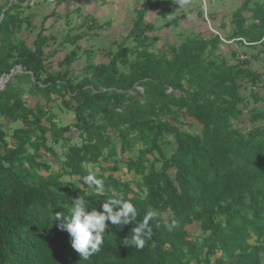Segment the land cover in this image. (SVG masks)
<instances>
[{
  "label": "trees",
  "instance_id": "obj_1",
  "mask_svg": "<svg viewBox=\"0 0 264 264\" xmlns=\"http://www.w3.org/2000/svg\"><path fill=\"white\" fill-rule=\"evenodd\" d=\"M162 2L144 0L126 37L134 44L122 42L106 62L86 51L80 74L72 66L78 47L52 70L45 19L31 43L20 37L37 28L24 14L29 0H0V79L21 69L0 89V120L11 123L0 121V264H264L263 74L247 51L264 46V0H239L229 32L220 24L222 33L154 52L158 37L147 34L144 15L156 8L167 16L172 8ZM91 20L88 28L100 26ZM54 107L73 122L60 125ZM119 156H127L128 179L115 175ZM89 173L103 179V193L82 187ZM113 192L136 205L137 221L158 213L152 238L137 250L125 241L134 224L110 225L101 250L82 260L52 213L69 214L79 196L99 209Z\"/></svg>",
  "mask_w": 264,
  "mask_h": 264
},
{
  "label": "rangeland",
  "instance_id": "obj_2",
  "mask_svg": "<svg viewBox=\"0 0 264 264\" xmlns=\"http://www.w3.org/2000/svg\"><path fill=\"white\" fill-rule=\"evenodd\" d=\"M35 1L29 0L31 7L24 14H28L33 18L37 28L33 31L23 29L19 34L20 37L25 38L27 43H31L40 24L45 19L44 33L53 36L49 41V46L46 48V50H54L53 55L47 58L53 66L52 70L58 69L56 64L58 59H61L72 48L78 47V58L72 66L76 69L75 73L80 74H82L81 68L85 62L86 51L91 52L95 63L106 62L108 60V53L116 51L122 42L126 41L127 45L134 44L129 39L126 40V37L137 15L136 9L142 7L144 2V0H65L59 4H55L54 1ZM167 1L163 0L161 5L162 7L170 6L172 8V11L168 12L167 16L157 13L156 8L146 12L144 15L145 25L152 29L147 34L150 37H158V40L152 46L154 52L167 51L169 45L177 46L195 33L199 34L203 32L204 37L211 35L210 29L222 33L223 29L219 27L220 24H225L223 28L229 32L232 28L230 24L232 12L239 4V0H201V2L200 0H194L193 3L190 2L183 9H180L173 1ZM200 11L205 22L202 16L200 17L197 14ZM91 19L100 26L88 28L86 24L91 23ZM206 27L207 29H205ZM205 30H208V33ZM75 34L79 35V38L74 40ZM257 45L256 48L247 50L251 55L249 66L253 70L263 74L261 76L262 82L257 88V92H259L260 96H264V50H261L264 49V46ZM228 50L229 47L222 45V48L218 52L230 62ZM254 54L255 58H253ZM19 72L21 71L19 70ZM168 91L171 90L169 89ZM175 93L177 94V92ZM34 100L35 97L31 96L28 98V103L32 104ZM252 105L253 103L251 102L250 106ZM257 107L264 108V102H260ZM53 112L56 114V120L60 125L73 122V114L71 112L58 107H54ZM246 116L247 113H245ZM0 121L5 123L6 126L11 125L8 119L4 118ZM182 121L189 123L185 126L189 131L199 132L200 126L196 121L186 116L182 117ZM12 125L14 126L15 123ZM237 126L241 127L242 124H237ZM72 134L77 135L73 131ZM127 156H132V153H128ZM127 156L118 157L121 163L119 165L120 170L115 173V175L121 176L123 179L130 178V175L125 171L123 163ZM46 159L50 160L51 157L47 156ZM101 165L107 166L112 164L111 162H106L101 163ZM56 169L57 166L53 164L52 172L56 171ZM191 230L196 231L195 228Z\"/></svg>",
  "mask_w": 264,
  "mask_h": 264
},
{
  "label": "clouds",
  "instance_id": "obj_3",
  "mask_svg": "<svg viewBox=\"0 0 264 264\" xmlns=\"http://www.w3.org/2000/svg\"><path fill=\"white\" fill-rule=\"evenodd\" d=\"M173 2L183 9L190 0H173ZM84 185L97 195L105 191L103 179L97 178L95 173H89L83 177L82 187ZM157 215L156 211L150 209L144 214L142 220L137 221L136 205L131 200H126L122 194L113 192L99 206V209L89 210L82 196L74 198L70 213L66 215L63 211H56L54 215L52 213V221L56 222L59 230L69 234L71 248L79 254L80 259L88 261L101 250L106 228L110 225L134 224L132 236L126 237L125 241L137 250L143 249L153 235L150 221ZM165 226L170 230L176 226L175 221Z\"/></svg>",
  "mask_w": 264,
  "mask_h": 264
},
{
  "label": "built area",
  "instance_id": "obj_4",
  "mask_svg": "<svg viewBox=\"0 0 264 264\" xmlns=\"http://www.w3.org/2000/svg\"><path fill=\"white\" fill-rule=\"evenodd\" d=\"M211 31H213V32H215V33H217V34H219L216 30H214V29H210ZM220 36V39L223 41V42H225V43H228V42H230V41H227L226 39H224L221 35H219ZM237 57H239V59H245V58H248V55H244V54H241V53H238L237 54Z\"/></svg>",
  "mask_w": 264,
  "mask_h": 264
},
{
  "label": "water",
  "instance_id": "obj_5",
  "mask_svg": "<svg viewBox=\"0 0 264 264\" xmlns=\"http://www.w3.org/2000/svg\"><path fill=\"white\" fill-rule=\"evenodd\" d=\"M19 70L21 71L20 67H18L17 70H12L11 73H10V75L13 74V73H15V72H18ZM10 75H8V76L5 78V80L3 81V83H2V79H0V89H2V88L4 87L5 83H6V82L8 81V79H9Z\"/></svg>",
  "mask_w": 264,
  "mask_h": 264
},
{
  "label": "bare ground",
  "instance_id": "obj_6",
  "mask_svg": "<svg viewBox=\"0 0 264 264\" xmlns=\"http://www.w3.org/2000/svg\"><path fill=\"white\" fill-rule=\"evenodd\" d=\"M4 80H5V78H2V83H3Z\"/></svg>",
  "mask_w": 264,
  "mask_h": 264
}]
</instances>
